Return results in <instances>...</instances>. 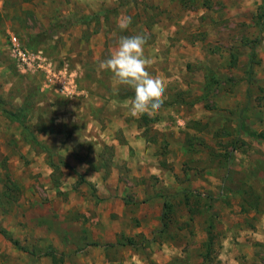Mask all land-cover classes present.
Instances as JSON below:
<instances>
[{"label": "rangeland", "instance_id": "rangeland-1", "mask_svg": "<svg viewBox=\"0 0 264 264\" xmlns=\"http://www.w3.org/2000/svg\"><path fill=\"white\" fill-rule=\"evenodd\" d=\"M137 33L152 116L98 70ZM0 264H264V0H0Z\"/></svg>", "mask_w": 264, "mask_h": 264}, {"label": "clouds", "instance_id": "clouds-1", "mask_svg": "<svg viewBox=\"0 0 264 264\" xmlns=\"http://www.w3.org/2000/svg\"><path fill=\"white\" fill-rule=\"evenodd\" d=\"M131 17L117 20V27L126 32ZM147 37L143 34L123 35L105 59H98V70L111 73L116 85L131 88L134 96L125 101L132 117L156 114L164 104L163 80L149 71L153 60L144 54Z\"/></svg>", "mask_w": 264, "mask_h": 264}, {"label": "built area", "instance_id": "built-area-1", "mask_svg": "<svg viewBox=\"0 0 264 264\" xmlns=\"http://www.w3.org/2000/svg\"><path fill=\"white\" fill-rule=\"evenodd\" d=\"M7 50L18 69L27 73H41L48 81H54L63 93L75 94L74 82H67L62 70L56 69L52 61L41 50L31 51L15 35L10 34Z\"/></svg>", "mask_w": 264, "mask_h": 264}, {"label": "trees", "instance_id": "trees-1", "mask_svg": "<svg viewBox=\"0 0 264 264\" xmlns=\"http://www.w3.org/2000/svg\"><path fill=\"white\" fill-rule=\"evenodd\" d=\"M250 134V133H249ZM8 238V237H7Z\"/></svg>", "mask_w": 264, "mask_h": 264}]
</instances>
